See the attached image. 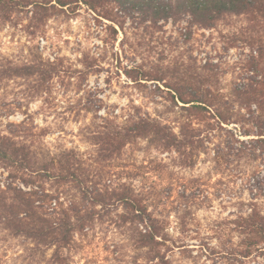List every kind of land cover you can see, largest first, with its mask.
<instances>
[{
	"label": "rangeland",
	"instance_id": "obj_1",
	"mask_svg": "<svg viewBox=\"0 0 264 264\" xmlns=\"http://www.w3.org/2000/svg\"><path fill=\"white\" fill-rule=\"evenodd\" d=\"M127 14L124 29L116 37L110 22L98 21L86 8L76 14L57 12L45 23L33 20L27 12L4 20L0 12V134L31 146L41 158L74 150L86 160L91 174L110 167L118 172L114 183L143 191L151 211L167 223L173 239L169 264H229L218 253L231 241H240L233 222L248 215L252 205L264 213V191L255 184L256 174L264 177V155L237 154L236 149L228 155L227 149L235 139L255 138L244 136L250 124L232 96L246 82L251 50L244 40L251 32L250 22L245 16L230 15L208 29L192 27L189 16L156 22L151 14L131 8ZM85 55L97 59L100 72L87 73L82 63ZM40 58L47 63L60 61L62 70L42 89L35 78L3 79V67ZM207 62L219 78L215 92L229 100L222 107L230 122L204 132L210 137L209 149L195 158L193 166L187 167L175 153L151 147L144 140L130 145L112 163L96 162L92 134L99 123L97 114H114L123 122L139 111L178 130L182 112L165 99L167 87L150 81L138 84L127 76V70L140 67L157 73L177 68L196 74ZM217 146L225 149V157L217 159ZM12 181L0 165L1 188ZM39 183L48 193L63 192L67 203H84L75 189L58 188L51 181ZM15 185L31 190L20 181ZM120 213L119 206L107 209L90 229L77 234L64 251L63 264H134L140 252L129 231L118 226ZM53 253L54 249L38 248L33 241L0 227V264H54ZM234 264H264V255L255 253L248 261Z\"/></svg>",
	"mask_w": 264,
	"mask_h": 264
},
{
	"label": "trees",
	"instance_id": "obj_2",
	"mask_svg": "<svg viewBox=\"0 0 264 264\" xmlns=\"http://www.w3.org/2000/svg\"><path fill=\"white\" fill-rule=\"evenodd\" d=\"M83 8L91 11L98 21L110 22L109 27L116 37L124 29V19L130 8L151 14L156 22L176 15L189 16L192 27L208 29L215 28L230 15L247 17L251 30L244 40L251 50L247 77L232 96L240 107L239 113L250 124L244 136L255 138L235 139L234 146L240 145L237 148L229 145L227 149L228 155L235 149L237 154L257 155L259 152L264 155V0H0L4 20L27 12L32 14L33 20L45 23L57 12L76 14ZM59 62L47 63L40 58L24 65L3 67V79L35 78L42 89L61 74ZM82 63L88 74L101 70L97 59L89 55H85ZM212 68V63L207 62L196 74L177 68L157 73L140 67L127 70V76L138 84L150 81L167 87L165 99L182 112L178 130L139 111L130 113L123 122L114 114H97L95 120L99 123L92 134L97 146L96 162L112 163L130 145L144 140L151 147L175 153L187 167L193 166L195 158L209 149L207 140L210 137L204 136V132L223 128V124L230 122L222 107V102L229 104V100L215 92L219 78L211 73ZM243 110L247 112L244 115ZM221 150L216 147L217 159L225 157L222 155L225 149ZM0 165L13 179L5 189L0 186V227L33 241L38 248L54 249L51 257L54 264L66 261L64 251L72 246L77 234L90 229L103 211L118 206L122 208L118 226L129 231L140 252L134 264H169V243L173 239L167 223L151 211L143 191L114 183L113 178L118 173L114 169L109 167V170L91 174L86 160L74 150L41 158L31 146L6 134H0ZM256 176L255 184L260 185L259 190L263 192L264 177ZM39 180L54 182L58 188L75 189L84 203L65 202L63 192L48 193ZM16 181L23 182L31 190L15 185ZM233 224L239 231L240 241H231L225 251L218 254L228 259L229 264L248 261L255 253L264 255V213L258 205H252L251 212L241 215Z\"/></svg>",
	"mask_w": 264,
	"mask_h": 264
}]
</instances>
